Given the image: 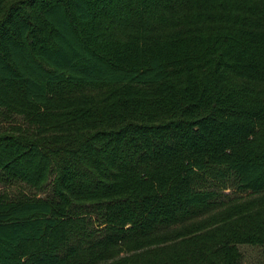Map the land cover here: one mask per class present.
<instances>
[{
    "label": "trees",
    "instance_id": "1",
    "mask_svg": "<svg viewBox=\"0 0 264 264\" xmlns=\"http://www.w3.org/2000/svg\"><path fill=\"white\" fill-rule=\"evenodd\" d=\"M2 120L0 264H264V0H0Z\"/></svg>",
    "mask_w": 264,
    "mask_h": 264
},
{
    "label": "rangeland",
    "instance_id": "2",
    "mask_svg": "<svg viewBox=\"0 0 264 264\" xmlns=\"http://www.w3.org/2000/svg\"><path fill=\"white\" fill-rule=\"evenodd\" d=\"M21 122L24 123L25 121L20 117H15L11 122ZM10 121H3L0 122L3 125H6V123H9ZM0 188H2L4 191H6L8 194L14 196L16 194L21 193H37L39 195H44L45 192L41 190H37L34 187H31L27 182L21 181V180H15L8 183H0ZM214 211L210 212L213 213ZM209 213V214H210ZM245 249V258L248 262L255 263L260 258V248L258 246H244Z\"/></svg>",
    "mask_w": 264,
    "mask_h": 264
}]
</instances>
